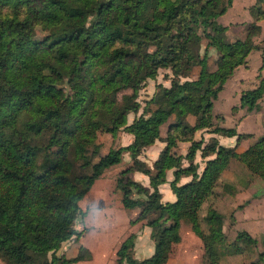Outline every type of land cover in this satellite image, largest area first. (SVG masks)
Segmentation results:
<instances>
[{
    "label": "trees",
    "instance_id": "1",
    "mask_svg": "<svg viewBox=\"0 0 264 264\" xmlns=\"http://www.w3.org/2000/svg\"><path fill=\"white\" fill-rule=\"evenodd\" d=\"M231 2L0 0V252L9 264H68L84 258V247L73 257L57 250L80 236L74 226L82 212L80 199L126 151L131 163L118 172L115 187L124 207L140 208L131 222L150 227L154 247L149 256L135 257L136 233L131 232L116 251V264L166 263L181 239V220L201 239L209 263L256 245L244 229L229 241L225 216L211 205L199 213L231 158L264 180V132L242 151L215 137L204 144L193 139L196 129L213 125V100L226 79L252 49H264L254 42L264 0L251 7L255 19L246 24L245 36L226 40L217 17ZM36 29L43 37L22 36ZM155 41L164 48L153 49ZM210 48L217 52L214 69L208 66ZM195 65L197 77L181 80ZM160 68L170 69V85L157 83L141 113L128 123V113L141 106L139 90ZM74 92L82 96L71 97ZM263 94L264 73L254 88L243 91L241 104L251 110ZM190 112L199 114L193 125L186 121ZM171 115L166 145L149 166L139 155L160 138V125ZM119 130L130 132L132 141L102 153L99 133L114 136ZM211 131L241 137L228 127L215 125ZM177 140L191 142L184 155L172 150ZM197 150L213 154L201 171L194 162ZM169 168L176 198L162 201L158 186ZM135 170L148 175V186L131 176ZM182 175L191 179L179 183ZM253 264H264V249Z\"/></svg>",
    "mask_w": 264,
    "mask_h": 264
},
{
    "label": "crops",
    "instance_id": "2",
    "mask_svg": "<svg viewBox=\"0 0 264 264\" xmlns=\"http://www.w3.org/2000/svg\"><path fill=\"white\" fill-rule=\"evenodd\" d=\"M234 1H236V0H232L231 4ZM255 3H256V0H240L239 3L237 4V7L235 8V10H236V13H242L244 15L245 19L242 18L241 21H239V20L235 21V19L233 18L231 22H227V23H224L225 21L223 22L224 25H228V26L232 27L233 32L236 33V35H233L230 38V40H234L236 38H243L245 36L246 24L255 19L254 15L251 11V7ZM227 9H226V11H227ZM223 14H221V16ZM221 23H222V21H221ZM257 23L261 26V30H260L259 34H261L260 36L262 38V37H264V17L257 20ZM254 42L257 43V40H254ZM216 56H217L216 50L214 48H210L209 58H208V66L210 69L215 68ZM164 69H165L164 73H168V77L159 76V78L157 80L153 79V78H150V80L157 81V83L161 82L163 85L169 86L170 85L171 71L168 68H164ZM159 71H160V69L158 70V72ZM198 72H199V66L195 65L192 67V69L185 76H181V80L196 78L198 75ZM263 73H264V49H262V48L252 49L246 57V62L244 64L238 65L234 69L233 73L224 82V85H223L222 89L218 92L217 97L213 100V104H215V103L220 104V106L223 108V110H225L223 112H217L216 115H222V114L227 115V114H229L231 116H235V118H233L237 122L235 130H236V132L241 134V137L239 139H238V134L229 136V135H226L223 133L211 131V128L213 126H215V124H213L211 127H202V128L196 129L193 133V139L194 140L203 139V144H204L207 141H209L212 137H215L220 144H223L226 146H235L237 151H242L245 148H247L250 144L247 145L246 147L239 148L238 144H239V141L241 139L249 137L248 135H251V134H252V137L253 136H258V137L261 136L263 134V132H261L262 128L260 125L261 117L254 116L253 121H250L249 117L253 116L254 112H251L252 110L248 111L247 107L245 106L246 107L245 108L244 105L241 104L240 99H241V95H242L243 91H245L247 89L254 88L258 84ZM156 77H158V75H156ZM229 86H232L233 90H234L233 93L230 92V93H232V98L226 99L227 101L221 100V97H222L221 92L223 90L229 89L228 88ZM151 96L152 95H148V96H144V97L146 100H148ZM138 100H139V98H138ZM139 101L141 103V100H139ZM259 102L261 104H263V106H264V94L262 95V97H260L258 99L257 103H259ZM144 105H145V102L143 105L141 104L137 113H134V112L128 113V115H127V122L128 123H130L133 120L135 115L141 113ZM150 107L154 108V106L152 104H150ZM221 107H218V110H220ZM211 112H212V110H211ZM237 112H239V113L237 114ZM192 113H195V112H190L186 116V121L188 119H190V117H193V118H191L192 122L189 123L191 125H193L196 122L197 117H198V115L195 117V115H193ZM233 119H230V124H232ZM173 120H174V116L171 115L166 119V121H164L160 125V130H159L160 138H157L152 144L147 145L144 148V150L142 151V153L139 155V157L142 160H144L149 166H152L153 161L158 157L160 151L166 145V141L164 140V137L167 134L168 125ZM212 122H214L213 121V113H212ZM254 123L258 124L259 133H254L252 131H249V129L252 128V124H254ZM163 124H165V125H163ZM223 124L224 123L221 122L217 126H223V127L231 128V127H229L230 125L226 126ZM122 132H123L122 134L120 132H117L114 135L115 138L111 137L112 140H115L114 146L126 145L132 141V134L130 132L125 131V130H123ZM123 134H124V136H123ZM104 135H105V137L107 135L112 136L110 133H104ZM105 137H103V140ZM120 138H121L122 143L116 145L115 143H117V141H119ZM190 143L191 142L189 140H177L176 145H174L172 147V150L177 152V153L184 155L187 152ZM114 146H112V147H114ZM107 150H109V148ZM106 151H103V145H102L101 146V152L105 153ZM212 156H213V154H210L207 156H202L200 150L196 151L194 162H197L199 165L198 171H201L203 169V166L205 164V160L212 157ZM121 161L124 162L123 167H117L115 169L113 167L112 170H110V167L113 166V165H111L110 167L105 169V171L103 172L102 175H100L98 178H96L94 180L90 189L83 196V198L80 199L79 204L81 203V200H84V198L86 197L87 194H88V199L86 201H87L88 207L91 204L95 205V206L96 205L101 206L103 204H112L113 196L116 197L114 199H117L118 202H119V200H118L119 198L121 201V193L119 196V194L117 192L119 190H117L115 187V180H116V176H117L118 172L122 168H124L125 166H127L131 163V157L127 151L123 153ZM120 162H118V163H120ZM182 162H183L184 166L189 164V161L186 158L182 159ZM229 165H230V162H229L228 166L221 172L222 175L220 174V176L223 177V179L221 181H219V183H221L220 184L221 188L215 190V186H216L215 185L213 192L202 203L200 210H199V213L201 216L205 214L207 207L210 205L212 207H214L215 209H217L218 211H220L219 210L220 207L222 209H225L227 207L228 203L231 202V200L229 198L231 196V194L237 193V190L235 191V193L233 192L234 191L233 189H232L233 191H229L228 187H231V185L229 184L228 180L236 179L235 169H239V168L236 166L229 167ZM131 176L135 180L139 181L141 184L146 185V186L149 185V177L145 173L138 171V170H135L131 173ZM165 176H166V181L160 183L158 186L159 190L161 192V195H162L161 199H162V201H173V200H175L176 196H175L174 192L172 191L170 184H169V181L171 179H173V177H174L173 168L167 169ZM220 176H219V178H220ZM189 179H191L190 175H182L179 183L186 182ZM217 183H218V180H217L216 184ZM95 194H96V196H94ZM117 201H115V202H117ZM126 209L127 210H125V211L130 210L135 214V215L133 214L134 216L132 215L129 218V223L133 224V222H131V220H134L137 217V215L140 211V208L134 207V208H126ZM220 212H222V211H220ZM124 221H126V220H123V221H120L119 223L113 224L114 226L112 227V231H110V233L106 232V230L108 231V229H106L105 234L95 235L91 239L92 241L90 240L89 246H87V247L84 246V243L81 244L82 241H80V240L83 236V233H81L80 236L77 237V239L80 242L74 243L75 245L73 246V248H71L74 253H72L71 255H69L67 257L75 256L78 253L80 247H84L88 250V253L84 258L78 259L77 260L78 263H82V264L83 263H85V264H116V257H117L116 251L119 248L121 242L125 239V237L129 233H131V232L136 233V230H138V225L141 226L143 223V221H141V220L135 221L134 222L135 224L138 223L137 226L134 229L130 230L128 233H126L127 226L124 224ZM182 223H186L187 226L189 224L185 220H181L180 225ZM88 227H90V229H91L92 225L89 226V224H88ZM143 230H144V233L148 232V236H147L148 239L143 241L142 240L144 237L143 234H140V235L136 234L135 244H134V256L137 258L147 257L153 252L154 242L150 237V227L145 225ZM179 231H180V227H179ZM185 232H186V229H185ZM187 234H188V237L190 240L194 239L195 241H197V239H198L202 245L201 239L192 231L190 224H189V231ZM180 235H181V233H180ZM182 239L183 238L181 235V239L179 242H181ZM66 241L67 240L62 242L60 248L63 247V245L65 244ZM142 254H145V255H142ZM184 255H187V257H188V252H185ZM184 255L181 256V259L184 258ZM189 256L193 257L192 251H191ZM202 256H203V249H202ZM174 257H173V255H170V257L168 258L166 263H168V261L170 259H173ZM221 261H223V257H221L220 262H218L216 264H221ZM77 262H75V263H77Z\"/></svg>",
    "mask_w": 264,
    "mask_h": 264
},
{
    "label": "rangeland",
    "instance_id": "3",
    "mask_svg": "<svg viewBox=\"0 0 264 264\" xmlns=\"http://www.w3.org/2000/svg\"><path fill=\"white\" fill-rule=\"evenodd\" d=\"M240 0L234 1L227 9V11L221 16L219 15L217 17V20L222 21L221 24L224 25V23L231 22L234 18L235 21H241L242 18L245 19L244 15L242 13H236L235 8L237 7V4ZM225 21V22H224ZM224 22V23H223ZM231 24V23H230ZM232 25V24H231ZM224 34L226 37V40H230V38L233 35H236L235 32H233L232 27L228 25H224ZM246 27V26H245ZM245 33V32H244ZM238 34V33H237ZM242 34V33H241ZM44 33L40 31L39 29L36 30H28L22 34L24 38H41L43 37ZM261 34H258L257 36H254V40H257V43H259L264 48V37L261 38ZM241 36V35H240ZM206 42V40H203ZM153 49H162L164 48V45L160 43L159 41H155L152 43ZM203 48V45H202ZM164 68H160V71L158 72V77H154L153 79H158L159 76H166L168 73H164ZM156 84L157 81L150 80V78L147 79V82L145 85L139 90V100H141V104L143 105L144 102H146V99L144 96L152 95L156 90ZM147 85V86H146ZM229 89L223 90L221 92L222 97L221 100L227 101L226 99L232 98V93L234 92L233 87L229 86ZM132 90V89H128ZM232 92V93H230ZM230 93V94H229ZM80 98L82 94L79 93H72L71 97ZM241 102V99H240ZM247 107V105H244V107ZM218 107H221L220 104H213L212 106V113H213V124L218 125L221 122H223V125L229 126L232 129L236 128L237 122L233 119L235 116H231L229 114L227 115H216L217 112H223V108L221 107L220 110H218ZM245 107V108H246ZM251 112H254V115L249 117L250 121H253L254 116L261 117V132H264V126H263V120H264V106L260 102L256 104L255 107L251 109ZM249 111V110H248ZM239 112H237L238 114ZM195 115V117L199 114L192 113ZM256 117V118H257ZM193 117H190V119L187 120L188 123L192 122ZM230 119L232 120V124H230ZM165 125V124H163ZM123 130H119L121 134ZM249 131H252L254 133H259L258 130V124H252V128L249 129ZM125 133V132H124ZM221 133V132H219ZM99 140H103V137H105L104 132H100ZM124 136V134H123ZM249 137L243 138L239 141L238 147L243 148L247 145L255 142L258 138V136L248 135ZM110 136L107 135L104 140L102 141L103 145V151H106L108 148L114 146V141L112 140ZM115 138V137H114ZM112 141V142H111ZM121 138L119 141H117V144H121ZM108 151V150H107ZM124 162L121 161L120 163H117L110 167V170L114 167H123ZM236 166L239 169H235V177L234 180H228L231 187H228L229 191H235L237 190L236 194H231L229 197L231 202L228 203L227 207L225 209L219 208L220 211L224 214V223H223V231L227 235V239L229 241L233 240L236 236V233L239 230H247L251 235H253L257 239L256 245L252 246L251 249L247 248L244 253H236V254H224L223 261H221V264H253V260L257 259V255L259 251L264 249V246L262 244V236L264 234V180L259 177L258 175H255L251 173L247 167L242 163L241 161L232 158L230 161L229 167ZM227 174V173H226ZM222 175V174H221ZM223 177L220 176L218 179V183L215 186V190L221 188L219 181H221ZM100 182V181H99ZM106 182V181H105ZM225 187V186H224ZM233 189V190H232ZM119 196L120 192L117 191ZM96 196V194L94 195ZM116 197L113 196L112 204H103L101 206H95V205H89L87 206V199L88 194L84 198V200H81L80 208L81 213L77 216L74 222V226L77 230H81L83 233V236L80 241L81 244L84 243V246H89L90 240L95 235H103L106 232L112 231L113 224L119 223L120 221H124V224L127 226L126 233H128L130 230L134 229L138 223L131 224L129 223V218L134 214L132 211H125L127 210L120 201V198L114 199ZM117 201V202H115ZM233 201V202H232ZM135 215V214H134ZM133 215V216H134ZM92 225L91 229L88 227ZM140 224V223H139ZM132 227H131V226ZM144 224L138 225V230H136V234H143V241L148 239V232L144 233ZM205 226V225H204ZM186 229V232H185ZM139 231V232H138ZM188 231H189V224L187 226L186 223H182L180 225V233L182 235V241L179 243H176L173 246V250L171 255H173V259H170L168 263L164 264H212L209 263V261H206L202 256V245L200 241L197 239V241L190 240L188 237ZM185 232V233H184ZM110 236V235H109ZM77 237H71L68 239L63 247H59L57 250L58 254H64L65 256H69L72 253L71 248L75 245L74 243L80 242ZM92 241V240H91ZM192 251L193 257L189 256ZM185 252H188L187 255H184ZM48 257H50V253H47ZM145 255V254H142ZM184 255V258L181 259V256ZM76 261H72L68 264H82V263H75ZM220 262V260L218 261ZM0 264H9V260L7 256L0 252ZM85 264V263H83Z\"/></svg>",
    "mask_w": 264,
    "mask_h": 264
}]
</instances>
